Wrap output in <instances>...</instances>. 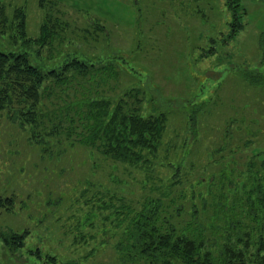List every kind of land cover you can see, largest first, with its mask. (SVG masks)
<instances>
[{
  "label": "rangeland",
  "instance_id": "374dc122",
  "mask_svg": "<svg viewBox=\"0 0 264 264\" xmlns=\"http://www.w3.org/2000/svg\"><path fill=\"white\" fill-rule=\"evenodd\" d=\"M241 4L244 26L223 45L217 38L227 29L224 0H0V50L22 54L44 71L60 70L64 60L73 56L90 57L95 63L117 52L129 56L133 61L129 65L149 77L137 84L141 101L145 105L152 98L148 107L162 108L167 114L168 152L161 151L158 158H171L172 152L191 146L194 156H189L186 167L206 178L197 183L199 174L174 176L169 163L131 166L125 178L148 179V183L122 190L113 176L120 177L123 168L111 167L109 161L98 166L99 160L94 163L89 149L74 142V135H57L56 129L44 135L41 145L35 141L41 131L43 135V125L56 122L50 120L54 113L63 119L73 116L81 98L100 90L113 96L118 89L134 85L137 79L129 75L125 64L115 67L118 78H109L105 85L97 82L101 84L97 90L88 77L71 79L63 90L65 86L55 87L54 78L47 75L38 91L37 109L42 114L38 128L32 120L20 123L25 102L2 75L0 229L27 228L29 233L21 249L10 251L0 243V264H41L35 255L38 247L44 253L51 249L63 264H136L122 261L123 225L117 227L112 219L123 202L121 192L136 198L128 201L136 208L144 194L155 197L173 184L176 198L166 204L172 214L181 213L185 219L191 217L193 205L200 208L201 195L211 197L208 188L213 192L228 180L245 176L251 155L264 151V84H248L241 77L249 68L264 72L257 46L264 29V0H241ZM15 6H24V11H17L26 13L21 18L26 29L12 15ZM42 24L48 28L43 32ZM210 38L216 39L214 45L220 49L206 56L203 52L211 45ZM70 73L76 74L73 66L62 74ZM181 156L176 153L171 159L181 160ZM104 166L106 171L101 170ZM89 179L103 182V188H90ZM102 201L109 209L101 207Z\"/></svg>",
  "mask_w": 264,
  "mask_h": 264
},
{
  "label": "trees",
  "instance_id": "16d2710c",
  "mask_svg": "<svg viewBox=\"0 0 264 264\" xmlns=\"http://www.w3.org/2000/svg\"><path fill=\"white\" fill-rule=\"evenodd\" d=\"M44 1L46 0H40V3ZM224 6L228 13L227 29L224 34L220 33V38H217V41L220 39L223 45L231 41L243 28L242 16L245 13L241 0H224ZM19 8L24 11V6L16 7L12 15L16 16L15 18L19 19V25L26 29V24L21 19L22 15L26 16V13H19L17 11ZM1 13L5 12L2 10ZM41 27V32L48 29L43 24ZM209 40L211 45L203 52L206 56L215 54L218 47L214 45L215 38ZM45 42L46 44L49 42L48 36L45 37ZM257 46L258 64L264 68V29L258 34ZM127 55H129L128 52ZM67 58H70L69 55ZM91 60L90 57L82 59L79 56H73L64 60V64L60 67L61 71L55 68L44 71L39 64H32L22 54L0 50V76L7 77V85L18 89L19 99L25 102V106L21 109L24 119L20 123H30L32 120L36 124L34 128L42 125V120L39 121L41 113L37 109L40 97L38 91L47 75L54 78L55 87L65 86L61 87L63 90H66L71 79L74 81L80 77L87 80L88 77L97 90L96 85H105L109 78H118L119 72L115 67L120 68L121 64H125L129 75L137 79L134 85L118 89L113 96L105 94L104 90L101 92L94 89V96H85L77 102L73 116L66 115L63 119L58 113H54L50 120L56 122L43 125V135L41 131L35 141L41 145L40 142L45 139L44 135L52 134L57 131L56 129H58L57 135L63 133L68 138L71 134L74 135V142L89 149L87 152L94 163L96 159L99 160V162L96 161L98 166L105 165L109 161L111 167L123 168L120 177L113 176L115 185L118 183L117 186L122 190L126 188L133 190L136 185L145 187L148 183V179L143 178L126 179L127 174L132 171L129 168L131 166L152 168L156 164L169 163L172 169L170 172L174 176L181 175L183 178L186 173L200 175L199 172L193 173L186 167L189 156H194L191 146L184 150H176L169 155L172 158L176 153H181V160H172L166 154L164 155L168 158L165 159V163L163 162L165 160L158 158L161 151L168 152L164 141L167 114L162 108L148 107L152 98H146L147 103L144 105L139 97L141 88L137 84L149 78L146 75L147 72H138L135 66L129 65L132 59L129 56L120 55V52L105 57L104 60L98 58L96 63ZM97 63H99L98 66H96ZM71 66L76 74H62L67 67ZM241 77L248 84H264V72L257 67L246 69ZM1 91L4 92V89L1 88ZM72 107H74L73 104L70 105V109ZM190 120L192 121V118ZM195 123L193 121L191 125L194 126ZM197 125L201 126L199 122ZM193 130L196 134V127H193ZM262 155H264L262 150L251 155L246 164V174L245 176L242 174L244 177L240 181L228 180L225 186L214 188L213 192L211 188H208L211 190V197L201 195L199 198L201 206L197 208L193 205L190 218L184 219L181 213L174 215L169 211V204L167 205L166 202L176 198L173 184L166 186L155 197L144 194V200L136 208L128 203L134 197L127 194V191L121 192L122 196H119V199L123 202L119 208H115L114 214H116L112 216V219L117 221V227L123 225L122 237L126 246L120 244L121 247H119L125 254L121 257L122 261L136 264H264V157ZM191 165L196 169L194 162ZM105 166L101 167L102 171H106ZM203 174L199 176L201 178L197 183H202L203 178L206 179ZM89 181L90 188L95 187L96 191L97 188L102 189L104 186L103 182L93 179ZM91 190L93 194V189ZM194 194L192 192L191 195ZM169 195L170 199H168ZM8 202L12 203L11 200ZM102 202L101 207L109 209V205ZM211 209L212 214L209 213ZM28 233L27 228L0 229V243L8 246L10 251L21 249ZM42 250L39 247L35 250V255L41 264H63L58 258L59 255L51 249L45 253Z\"/></svg>",
  "mask_w": 264,
  "mask_h": 264
}]
</instances>
